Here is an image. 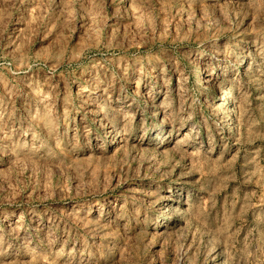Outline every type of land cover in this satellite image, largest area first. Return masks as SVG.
Returning <instances> with one entry per match:
<instances>
[{
    "label": "rangeland",
    "instance_id": "374dc122",
    "mask_svg": "<svg viewBox=\"0 0 264 264\" xmlns=\"http://www.w3.org/2000/svg\"><path fill=\"white\" fill-rule=\"evenodd\" d=\"M0 264H264V0H0Z\"/></svg>",
    "mask_w": 264,
    "mask_h": 264
},
{
    "label": "bare ground",
    "instance_id": "6f19581e",
    "mask_svg": "<svg viewBox=\"0 0 264 264\" xmlns=\"http://www.w3.org/2000/svg\"><path fill=\"white\" fill-rule=\"evenodd\" d=\"M196 71V70H195ZM203 71V70H202ZM201 71V72H202ZM205 81H206V83L208 84V85H215V81L213 80V79H211L210 77H208V75L205 77V79H204ZM215 87V86H214ZM227 91H229L230 90V88L229 87H227ZM228 93H230V92H228ZM229 98H231V96H230V94H227V95H225L224 93H223V91L221 90V95H219V99L220 100H222L223 101V103H225V104H227L228 105V103H229V101H228V99ZM233 99L235 100V97L233 96ZM226 113V112H225ZM156 117V116H155ZM162 117V116H161ZM231 119H233L234 120V122H235V118H234V116L232 115V118Z\"/></svg>",
    "mask_w": 264,
    "mask_h": 264
}]
</instances>
